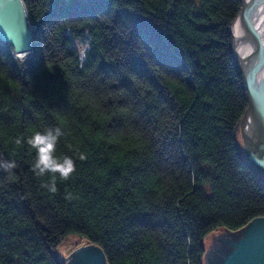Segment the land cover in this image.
<instances>
[{
  "label": "trees",
  "instance_id": "16d2710c",
  "mask_svg": "<svg viewBox=\"0 0 264 264\" xmlns=\"http://www.w3.org/2000/svg\"><path fill=\"white\" fill-rule=\"evenodd\" d=\"M23 1L32 57L0 40V264H61L71 235L107 264H203L206 235L264 217L237 148L241 0ZM56 128L75 171L50 193L27 141Z\"/></svg>",
  "mask_w": 264,
  "mask_h": 264
},
{
  "label": "water",
  "instance_id": "95a60500",
  "mask_svg": "<svg viewBox=\"0 0 264 264\" xmlns=\"http://www.w3.org/2000/svg\"><path fill=\"white\" fill-rule=\"evenodd\" d=\"M26 14L22 0H0V40L10 46L12 56L33 53L36 28ZM230 30L233 57L248 98L240 119L244 158L264 178V0H241ZM233 246L225 264H264V217L251 221ZM74 253L77 261L72 264H107L101 248L91 243Z\"/></svg>",
  "mask_w": 264,
  "mask_h": 264
},
{
  "label": "clouds",
  "instance_id": "9594fccd",
  "mask_svg": "<svg viewBox=\"0 0 264 264\" xmlns=\"http://www.w3.org/2000/svg\"><path fill=\"white\" fill-rule=\"evenodd\" d=\"M63 135L61 129H49L46 133L37 132L27 143L36 151V159L33 165V171L37 176L46 174L51 176L48 183L42 184L41 187L47 189L50 193H56L57 177L67 181L75 171V164L72 158L65 156L62 160H58L54 156L56 144L59 138ZM17 144L21 143L20 139L16 140ZM83 159V156H81ZM5 170H10L15 167L14 162H5L0 164ZM71 199V193L66 197Z\"/></svg>",
  "mask_w": 264,
  "mask_h": 264
},
{
  "label": "rangeland",
  "instance_id": "374dc122",
  "mask_svg": "<svg viewBox=\"0 0 264 264\" xmlns=\"http://www.w3.org/2000/svg\"><path fill=\"white\" fill-rule=\"evenodd\" d=\"M23 4L27 12V8H26L24 1H23ZM26 15L28 18V14ZM29 24L33 26V24H31L30 21H29ZM5 46L6 48L8 47L10 48V46L7 43ZM12 57L17 60L21 59V58L19 59L16 58L17 56H12ZM31 57H32V53L30 54V58ZM25 60L26 59H24V61ZM20 62H23V61H20ZM239 125H240V121H239ZM241 141H242V138H241ZM242 147L243 145L242 146L240 145V140H237V148L241 154L244 153ZM241 231L242 230L240 229L229 230V229L223 228L219 230H214L208 235H206L203 239V246H204L203 264H225V261L228 258V256H230V254L235 251V247L233 246V244L237 242L238 239L240 240L244 236V233L241 234ZM82 242L83 240L80 239V237H78L77 235H71L68 238H66L62 243L57 245L54 248V250H55V253L57 255L59 262L61 264H72V261H77L76 255L74 252L78 248L86 245V243L83 244Z\"/></svg>",
  "mask_w": 264,
  "mask_h": 264
},
{
  "label": "bare ground",
  "instance_id": "6f19581e",
  "mask_svg": "<svg viewBox=\"0 0 264 264\" xmlns=\"http://www.w3.org/2000/svg\"><path fill=\"white\" fill-rule=\"evenodd\" d=\"M30 54H31L30 52H25V53L17 54V57L16 58H18V59L21 58L22 60L21 59H19V60L20 61H24V59L30 58Z\"/></svg>",
  "mask_w": 264,
  "mask_h": 264
}]
</instances>
